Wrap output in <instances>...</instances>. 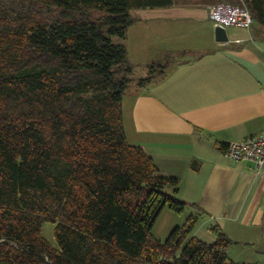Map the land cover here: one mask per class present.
<instances>
[{
  "label": "trees",
  "instance_id": "1",
  "mask_svg": "<svg viewBox=\"0 0 264 264\" xmlns=\"http://www.w3.org/2000/svg\"><path fill=\"white\" fill-rule=\"evenodd\" d=\"M174 1L0 0V264H260L232 259L234 241L216 224L213 242L191 235L201 210L165 240L152 235L166 204H197L128 141L122 101L134 66L114 38H126L134 9ZM231 2L264 24V0Z\"/></svg>",
  "mask_w": 264,
  "mask_h": 264
},
{
  "label": "crops",
  "instance_id": "2",
  "mask_svg": "<svg viewBox=\"0 0 264 264\" xmlns=\"http://www.w3.org/2000/svg\"><path fill=\"white\" fill-rule=\"evenodd\" d=\"M215 2L175 0L161 7L160 32L168 38L162 29L170 26V36L158 47L162 57L175 55L135 89V137L125 131L160 173L179 179L176 195L195 202L199 217L230 236L229 251L244 247L240 262L264 264V172L249 160L230 159L221 147L264 131V24L229 27V40L220 42L208 15Z\"/></svg>",
  "mask_w": 264,
  "mask_h": 264
},
{
  "label": "rangeland",
  "instance_id": "3",
  "mask_svg": "<svg viewBox=\"0 0 264 264\" xmlns=\"http://www.w3.org/2000/svg\"><path fill=\"white\" fill-rule=\"evenodd\" d=\"M231 1L234 0H216V2L240 4V2L233 3ZM209 9H208V15H209ZM162 10L163 9L161 7H146V8L134 9L133 12L135 16L141 17L146 15L148 17L146 18V20L143 19L139 20L140 18H137L134 21V23L129 26L125 39L118 37L114 38L115 41L123 42L126 45L128 50V59L134 66L133 74H132L133 79L128 84L122 101L124 124L129 129V135H130V138L128 139L135 137L134 132H136L137 130L136 127L137 120H136V115L134 113L136 108V105H134L135 103L134 91L135 89L138 88V86L139 87L141 86L140 79L148 76L149 74L148 65L150 63H153L154 61H158L159 59H162V56L164 54L163 53L161 54L159 47H164V45L168 44V38L170 36L169 34L170 26L167 27L168 30L167 28L162 29L163 32L165 29L167 30V31L165 30V34L168 35V38L167 36L164 37L160 32L161 30L160 22H162V13L164 12ZM172 35L173 34H171V36ZM156 75H158V73H155L153 78H155ZM166 189L167 191H169L167 187ZM196 212H198V210L195 209V207L188 204L182 212H176L172 210L168 204H166L163 207L160 214L158 215L154 223V226L152 228L153 237L162 241L165 240L176 225H184L187 219L190 217V215L191 214L196 215L197 214ZM200 217L198 218L197 224L194 226L191 235L192 234L197 235L198 237L208 242L215 241L216 236L210 229V227H212L213 224L211 223L207 224L205 222V218L203 217V214H200ZM54 228H55V223L46 222L43 226L42 234L53 245L57 246V242L54 236ZM243 251H244V247L241 248L235 245L231 247L230 251L228 248L229 256L232 255V257H234L237 261L239 260L242 261Z\"/></svg>",
  "mask_w": 264,
  "mask_h": 264
},
{
  "label": "built area",
  "instance_id": "4",
  "mask_svg": "<svg viewBox=\"0 0 264 264\" xmlns=\"http://www.w3.org/2000/svg\"><path fill=\"white\" fill-rule=\"evenodd\" d=\"M209 18L215 26L224 28L235 26L249 29L254 23L252 13L245 5L227 2L213 3L209 9ZM224 152L235 161L249 160L257 172H264V131L227 142Z\"/></svg>",
  "mask_w": 264,
  "mask_h": 264
},
{
  "label": "water",
  "instance_id": "5",
  "mask_svg": "<svg viewBox=\"0 0 264 264\" xmlns=\"http://www.w3.org/2000/svg\"><path fill=\"white\" fill-rule=\"evenodd\" d=\"M216 39L220 42H226L229 40L226 28L222 26L215 27Z\"/></svg>",
  "mask_w": 264,
  "mask_h": 264
}]
</instances>
